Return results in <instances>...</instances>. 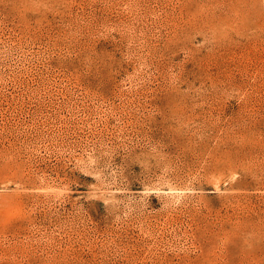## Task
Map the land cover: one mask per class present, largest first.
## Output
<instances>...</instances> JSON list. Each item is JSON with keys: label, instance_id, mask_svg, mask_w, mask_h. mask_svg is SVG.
<instances>
[{"label": "rangeland", "instance_id": "1", "mask_svg": "<svg viewBox=\"0 0 264 264\" xmlns=\"http://www.w3.org/2000/svg\"><path fill=\"white\" fill-rule=\"evenodd\" d=\"M0 264H264V0H0Z\"/></svg>", "mask_w": 264, "mask_h": 264}]
</instances>
